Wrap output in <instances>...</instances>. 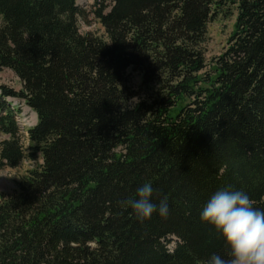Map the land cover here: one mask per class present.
<instances>
[{
	"label": "trees",
	"instance_id": "16d2710c",
	"mask_svg": "<svg viewBox=\"0 0 264 264\" xmlns=\"http://www.w3.org/2000/svg\"><path fill=\"white\" fill-rule=\"evenodd\" d=\"M107 1L93 0L98 36L76 0H0V69L22 83L0 85V167L34 162L0 194V264H206L229 254L199 218L213 192L264 209V0ZM225 3L233 30L203 72ZM8 96L37 115L27 148ZM146 182L167 217L122 203Z\"/></svg>",
	"mask_w": 264,
	"mask_h": 264
},
{
	"label": "clouds",
	"instance_id": "9594fccd",
	"mask_svg": "<svg viewBox=\"0 0 264 264\" xmlns=\"http://www.w3.org/2000/svg\"><path fill=\"white\" fill-rule=\"evenodd\" d=\"M152 192L150 183H143L136 188L135 198L122 203L133 210L139 221L151 218L154 212L167 217V198L153 203ZM199 218L214 227L229 249L227 258L210 253L206 264H264V209L253 206L246 191L217 189L203 204Z\"/></svg>",
	"mask_w": 264,
	"mask_h": 264
},
{
	"label": "rangeland",
	"instance_id": "374dc122",
	"mask_svg": "<svg viewBox=\"0 0 264 264\" xmlns=\"http://www.w3.org/2000/svg\"><path fill=\"white\" fill-rule=\"evenodd\" d=\"M107 2L110 4L111 0ZM76 4L83 12L77 19L79 31L81 33H93L98 36H104V28L94 14L95 5L93 0H76ZM214 7L213 5V8ZM236 13V5L231 3H225L215 8L214 17L208 21L206 26L204 49L207 66L203 72L209 70L212 60L227 46V40L233 30ZM203 72L201 74H203ZM128 78L130 86L134 88L139 87L141 76L137 71L128 69ZM0 85H6L15 90H19L22 87L20 79L9 68L0 69ZM6 100L11 103L15 111L16 119L23 135L22 141L25 148H27L29 141L25 137V131L36 123L37 115L22 99L8 96ZM138 100L139 97L130 99L127 105L132 106ZM37 160L41 162L39 153H37ZM32 165H34L32 160L24 158L16 167H9L6 165L0 167V194L11 193L17 187L18 181L26 174L27 169Z\"/></svg>",
	"mask_w": 264,
	"mask_h": 264
}]
</instances>
